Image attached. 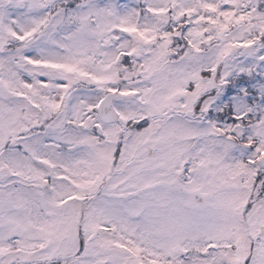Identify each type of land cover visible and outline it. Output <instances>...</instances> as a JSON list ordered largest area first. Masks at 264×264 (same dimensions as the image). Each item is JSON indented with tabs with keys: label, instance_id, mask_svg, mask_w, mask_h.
I'll list each match as a JSON object with an SVG mask.
<instances>
[{
	"label": "snow or ice",
	"instance_id": "snow-or-ice-1",
	"mask_svg": "<svg viewBox=\"0 0 264 264\" xmlns=\"http://www.w3.org/2000/svg\"><path fill=\"white\" fill-rule=\"evenodd\" d=\"M0 264H264V0H0Z\"/></svg>",
	"mask_w": 264,
	"mask_h": 264
}]
</instances>
